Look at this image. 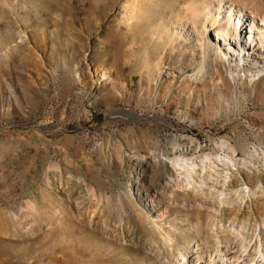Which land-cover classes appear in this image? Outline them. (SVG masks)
I'll return each mask as SVG.
<instances>
[{"label": "rangeland", "instance_id": "1", "mask_svg": "<svg viewBox=\"0 0 264 264\" xmlns=\"http://www.w3.org/2000/svg\"><path fill=\"white\" fill-rule=\"evenodd\" d=\"M204 5L0 0V264H263L264 64Z\"/></svg>", "mask_w": 264, "mask_h": 264}, {"label": "bare ground", "instance_id": "2", "mask_svg": "<svg viewBox=\"0 0 264 264\" xmlns=\"http://www.w3.org/2000/svg\"><path fill=\"white\" fill-rule=\"evenodd\" d=\"M247 9L243 6L241 7L240 5H237L236 3L220 0H208V5L202 6L199 10L201 15L199 12V15L193 14L192 18H194L195 21L200 22L202 19V23L204 22L203 31L206 34H209L210 37H212V41H214V45H210L209 43H206L205 45L203 44L204 52L209 53L211 51L212 53H216L221 58L225 59L230 57L231 60H239V57H242L244 61L251 59L255 64H264V15H257L255 12ZM211 11H214L213 13H215L216 17L214 16L211 19L210 26L207 27L205 23L208 20V15ZM239 24L242 25L238 31ZM245 24L250 26L246 32L248 33V41L246 44H243L238 41V33L242 34L243 25ZM221 41L223 45L226 46L227 52L222 48ZM181 160L183 161V159H180V161ZM180 161L176 160V163L174 162V164H179ZM235 162L230 161V164L235 165ZM188 164L191 165L190 162ZM245 190L248 193L250 192L248 188ZM184 264H195V262L192 260V262ZM201 264L209 263L202 262Z\"/></svg>", "mask_w": 264, "mask_h": 264}]
</instances>
